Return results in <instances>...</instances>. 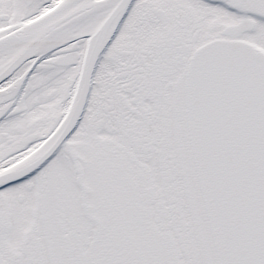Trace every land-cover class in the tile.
<instances>
[{"label": "snow or ice", "instance_id": "snow-or-ice-1", "mask_svg": "<svg viewBox=\"0 0 264 264\" xmlns=\"http://www.w3.org/2000/svg\"><path fill=\"white\" fill-rule=\"evenodd\" d=\"M0 264H264V0H0Z\"/></svg>", "mask_w": 264, "mask_h": 264}]
</instances>
